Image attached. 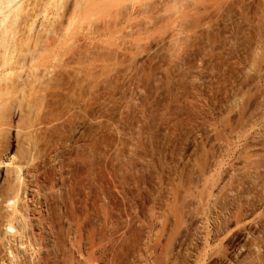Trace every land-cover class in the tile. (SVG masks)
Masks as SVG:
<instances>
[{
  "label": "rangeland",
  "instance_id": "374dc122",
  "mask_svg": "<svg viewBox=\"0 0 264 264\" xmlns=\"http://www.w3.org/2000/svg\"><path fill=\"white\" fill-rule=\"evenodd\" d=\"M8 1L0 264H264V0H174L110 71L74 75L68 55L47 82L24 57L60 40L73 13L63 1L33 26L37 0ZM81 40L89 53L95 39ZM17 215L26 226L11 228Z\"/></svg>",
  "mask_w": 264,
  "mask_h": 264
},
{
  "label": "bare ground",
  "instance_id": "6f19581e",
  "mask_svg": "<svg viewBox=\"0 0 264 264\" xmlns=\"http://www.w3.org/2000/svg\"><path fill=\"white\" fill-rule=\"evenodd\" d=\"M63 1H65L67 11L71 10L72 13H73V15L67 21L66 26L60 31V35H59V39L60 40H58L53 46H51L48 50H46L39 57H36L34 54H30L28 57L27 56L24 57L25 61H29L28 63H31V64L33 62L35 64L36 63L35 61H39L40 62V65L42 66L43 69L42 68L40 69V67H39V69L37 68V71L42 72L41 73L42 74V77H43L42 79H44V80L47 79V80L51 81L50 79H52V77L55 75V72L53 70H51V69L50 70H47V69L48 68H52V67L54 68L53 65H55V63H57L56 66L58 65V67H59V64L60 63L58 64V62L60 61V59H64V56H66L65 58H67V60H68V58L70 56H72V58L70 57L71 60L74 59V62L72 60V63H74V64H76V66H78L77 68H75L76 66L75 67H72V65H71L72 68H69V69L72 70L74 68L75 69V72H77L76 69H80L82 71V74H84V75H89V76H93L94 75L95 76V74H92V73L96 70V68L94 67V66H96L95 65L96 63L99 64V67L101 66V68H100L101 70H99L97 68L99 70V72L101 71L103 73L105 71H110L116 65V61L119 58L118 53H120L122 51L121 48H123L124 51H125L126 48L128 49V47H130V46L132 47L133 44H134V42L138 43V41H142V38H144L147 34H150L151 32L156 33V32L159 31V29H160V27H159L160 26V21H161V19L164 16L163 15V12H170L171 11V9L173 7L172 6H168V5H169V3L173 2L174 0H37V5H36L37 7L35 6L36 8L35 7L33 8V15L35 13V15H34L35 21L33 20L32 25L34 26L38 22L41 23V24L48 23L49 20H50V18L58 12L59 6H60L61 2H63ZM7 3H8V5H11L12 4V1L10 0ZM12 6H14V5H12ZM37 18H40L39 21H36ZM168 18H169V16L167 17V19ZM167 23H169V22H167ZM2 38H4V36H2L1 39H0L1 44H2V45L0 44L1 47H2V51H3L2 53L5 54L6 56L10 52L12 54L13 51H11V50H13L12 47H14L13 45H12V47H10L11 46V44H10L11 42L10 41H12V40L9 39L10 37L9 38L6 37V39L5 38L2 39ZM73 39H74V41L76 39V41L75 42L72 41ZM78 39H79V41L82 39L81 42H79L81 44H82V41L84 42V39H87V40L88 39H92V41L95 39L93 41V42H95L94 47L91 46L93 43L91 42L92 43L91 44L88 41H87V43H89V45L88 44H86L87 46L84 45V46H86V49L84 48V46H82L85 50H87V48H88V50L89 49L92 50V51L90 50L89 53L86 51L90 57L92 56L91 54L94 53L93 54L94 56H93L92 59L90 57H88V55H86V52L85 51H82L83 50L82 48H79L80 49V52H79V49H77V46H75L77 44L76 42L78 41ZM127 39H128V41H131V43L134 40H138V39L139 40L138 41H134L132 43V45H129L128 46L127 44H130V42L126 43L124 41V40H127ZM120 40H121V42H120L121 44H118V45H121V46H118L117 43H119ZM123 41H124L123 44L124 45L126 44L125 46H128V47H125V48L122 47V46H124L122 44ZM85 42H86V40H85ZM85 42H84V44H85ZM71 43L73 45L76 43L74 45L75 46V48H74L75 50L74 51H76V49H77L78 52H74V53H78V54L81 53L79 56H78V54H77V56H75L74 53H73L74 55L70 54L72 52L71 50L73 49L72 47H74V46H72V47L70 46ZM136 43L133 46L134 49L137 47L136 45H138ZM88 46L89 47H93V49L92 48H89ZM128 51H130V48H129ZM82 52L83 53L85 52V56H84V54H82ZM90 52H92V53L90 54ZM68 55H70V56L68 57ZM121 55H122L121 57H123V53ZM128 55L130 56V54L127 53V56L126 57H129ZM73 56H75L76 58L73 57ZM82 56H84V57H82ZM4 57L5 56L2 55V58H4ZM10 57H11V55L8 56L7 59H9ZM4 59L7 62L6 57ZM56 59H59V61H57ZM5 61H3L4 64H6ZM9 61H10V59H9ZM54 61H57V62H54ZM61 62H62V64H64L63 63V60ZM34 64H33V66H36L37 65V63L35 65ZM67 64H69V63H66L65 65L68 66ZM70 64H71V62H70ZM30 65H28V66H30ZM60 66H61V64H60ZM62 67H64V65ZM68 67L67 68L64 67V69H66L65 72L68 71ZM96 67H98V66H96ZM127 67H128V69L131 68V66H126L124 68V70L126 69L125 72L128 70ZM93 68L95 70H92ZM31 69H30V72L32 71V75L35 72L34 75L36 76V74H38V73H36L37 71H35V69H32V70ZM59 70H62V69L59 68ZM98 70H96V71H98ZM27 71H29V69ZM46 71H48V72H46ZM24 72H26V71H23V72L21 71V73L20 72L19 73L22 76V75H24V74H22ZM45 72H46V76H48L47 73L49 74V72L54 73V75L51 73L48 76V78H50L51 75H53V76L50 79H48V78L45 79L46 76L45 77L43 76L45 74ZM63 72H64V70H63ZM75 72L73 73V70L70 71V73H73L74 75H75ZM99 72L98 73L96 72V74H100L101 73V72L100 73ZM125 72H124V75L123 76H126V74H128V72H126V74H125ZM70 73L68 75H70ZM1 74H2V72H1ZM1 74H0V78H1L0 81L2 80V78H4V77H2ZM41 74L39 73L38 76L40 77ZM73 74H71V75H72V78L74 77L73 79L75 80L74 82L76 83L77 79L80 78V77H78L76 79V77L79 76L81 74V72L80 73H77L76 77L73 76ZM3 75H4V73H3ZM15 76L18 77V79H19V80L17 79L18 82L20 80H23V79H20V76H17V75H15ZM38 76H37V78H38ZM25 77H26V75H25ZM25 77H23V78L26 79L27 77L26 78ZM31 77H34V76H31L29 74L28 78L29 79H32ZM12 78H14V77H12ZM34 78H36V77H34ZM82 78H83V75H82ZM82 78H80V79H82ZM29 79H26L25 81H27V80L30 81ZM36 79H34V84L36 82L35 81ZM83 79H85V77ZM38 80H40V82ZM38 80H37L38 82H36V83H40L41 84L42 83V80L41 79H38ZM47 80L46 81H43V82H47ZM94 81H95V79H94ZM98 81L100 82V79ZM18 82H15V81H12L11 80V84L15 83L17 85L16 86V85L13 84V86H14V87H12L13 88L12 89L13 92H15L14 91L15 89L17 90L18 88H20L21 85H23L22 84L23 81H20V83L22 82L21 85H20V83L18 84ZM1 83H3V82H1ZM1 83H0V87L4 85V83H3V85H1ZM7 85L5 83V86H7ZM42 85H45V87H46L48 84L46 85V83L45 84L42 83ZM5 86L1 87L0 90H2V89L5 90V88H4ZM8 86H7V89H8ZM21 87H23V86H21ZM41 88H40V90H42ZM46 88H44V89H46ZM7 89H6V91L3 90V91H0V92H4L5 93V92L8 91ZM49 91H46V92L49 93ZM18 92L20 93L21 91H18ZM18 92H16L15 94L17 95ZM11 93L12 92H10L9 95L13 98V96L15 94L13 93L14 94L13 95ZM0 95H1V93H0ZM1 96H3V95H1ZM24 97H25V99H24V101H25L27 97L26 96H24ZM0 101H2L1 98H0ZM21 102H22V100H21ZM5 103H6V101L3 102V104H5ZM80 103L84 104V102H80ZM0 105H1V109H3L4 107H6V108H4L5 110L3 109L5 111V114H7L8 112H10V109H9V106L10 105H7V103H6L7 106H4L3 108H2L3 105L2 104H0ZM75 105L77 106V104H75ZM75 108H77V107H75ZM1 109H0V111H2V112H0L1 113L0 118L4 114L3 110H1ZM6 110L7 111L9 110V111L6 112ZM70 110H71V108L69 109V111ZM78 110H79V108H78ZM78 110H76V111H78ZM74 111L75 110H73V112ZM34 112H33V115H34ZM9 114L7 115L8 117H5L6 115H4V117L5 118H9ZM36 115L38 117L39 116V113L37 112L35 114V116ZM4 117L1 118V119H4ZM56 118H58V117H54L53 120H55ZM1 119H0V121H1ZM50 119L47 118L45 121H47V120L50 121ZM6 121H7V119L5 120V123H6ZM42 121H43V119H42ZM51 122H54V121L51 120ZM5 123L4 122L0 123L1 130H3V127H4L3 124H5ZM47 123H48V121H47ZM56 123H58V122L56 121L53 124H56ZM50 124L53 125L52 123L49 122V125ZM40 125H42V124H40ZM14 167H16L15 164H14ZM14 167H12V168H14ZM17 168L20 169L19 166H17L16 169ZM14 169H12L13 170L12 171L13 173H15L16 171H18V169L17 170L16 169L14 170ZM17 175H19L18 172H17ZM16 177L17 176L15 175V178ZM17 181H18V179H17ZM30 190H32L31 187H30ZM18 191H19V189H18ZM27 192H28V190H27ZM35 192H34V194L36 195ZM38 192L39 191H37V194H38ZM16 194L17 195L19 194V192L17 193V190L14 191L13 195L10 196V198H13L14 199V197H13L14 195H15V198H16ZM30 194H33V193H30ZM31 196H33V195H31ZM31 196H30V198H32V201L31 202H33L34 201L33 200V197L34 196L33 197H31ZM18 197L19 196H17V198ZM35 200H36V198H35ZM15 201H12V202H15ZM31 207H34L33 206V203H32V206ZM33 211H35V209ZM11 212L13 213L12 210H11ZM15 214H18L17 213V210H15ZM35 214H36V211H35ZM17 217H18V215L16 216V218ZM19 217L17 219L15 217H13V218H15V219L12 218L13 221H12V219L10 220V218H9V220H10V223L9 224L11 225V228L16 223L18 225H20L21 227L22 226L23 227L26 226V225H23V223L26 222V220L23 218L25 220L24 221V220H22ZM17 235H19V234H17Z\"/></svg>",
  "mask_w": 264,
  "mask_h": 264
}]
</instances>
